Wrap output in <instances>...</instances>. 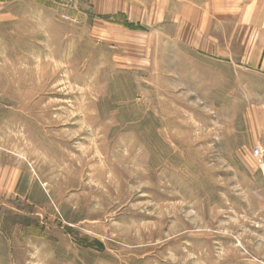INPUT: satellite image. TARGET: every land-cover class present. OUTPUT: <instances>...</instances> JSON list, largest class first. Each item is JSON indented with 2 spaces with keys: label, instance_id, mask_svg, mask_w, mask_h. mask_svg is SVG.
<instances>
[{
  "label": "rangeland",
  "instance_id": "374dc122",
  "mask_svg": "<svg viewBox=\"0 0 264 264\" xmlns=\"http://www.w3.org/2000/svg\"><path fill=\"white\" fill-rule=\"evenodd\" d=\"M8 11L0 264H264V0Z\"/></svg>",
  "mask_w": 264,
  "mask_h": 264
},
{
  "label": "crops",
  "instance_id": "0c3cea01",
  "mask_svg": "<svg viewBox=\"0 0 264 264\" xmlns=\"http://www.w3.org/2000/svg\"><path fill=\"white\" fill-rule=\"evenodd\" d=\"M22 1L23 0H0V23H3L4 21H8V19H9V13H8L9 12L8 11L9 4L13 3V2L16 3V2H22ZM8 2H10V3L8 4ZM256 44H258V43H256ZM259 46L260 47L264 46V42L260 43Z\"/></svg>",
  "mask_w": 264,
  "mask_h": 264
},
{
  "label": "bare ground",
  "instance_id": "6f19581e",
  "mask_svg": "<svg viewBox=\"0 0 264 264\" xmlns=\"http://www.w3.org/2000/svg\"><path fill=\"white\" fill-rule=\"evenodd\" d=\"M258 2V1H257ZM219 8V7H218ZM234 8V7H233ZM223 9V8H222ZM260 9V8H259Z\"/></svg>",
  "mask_w": 264,
  "mask_h": 264
}]
</instances>
